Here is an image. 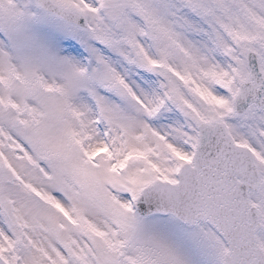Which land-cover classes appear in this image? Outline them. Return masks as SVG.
Here are the masks:
<instances>
[{
	"label": "snow or ice",
	"instance_id": "6c2138e0",
	"mask_svg": "<svg viewBox=\"0 0 264 264\" xmlns=\"http://www.w3.org/2000/svg\"><path fill=\"white\" fill-rule=\"evenodd\" d=\"M0 264H264V0H0Z\"/></svg>",
	"mask_w": 264,
	"mask_h": 264
}]
</instances>
